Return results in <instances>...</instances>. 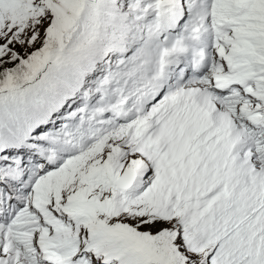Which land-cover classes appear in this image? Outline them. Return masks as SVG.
I'll use <instances>...</instances> for the list:
<instances>
[{"label":"snow or ice","instance_id":"obj_1","mask_svg":"<svg viewBox=\"0 0 264 264\" xmlns=\"http://www.w3.org/2000/svg\"><path fill=\"white\" fill-rule=\"evenodd\" d=\"M0 264H264V0H0Z\"/></svg>","mask_w":264,"mask_h":264}]
</instances>
